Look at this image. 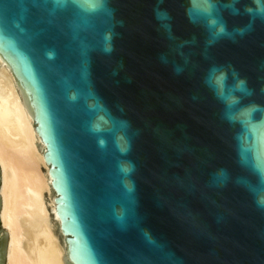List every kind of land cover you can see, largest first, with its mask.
I'll list each match as a JSON object with an SVG mask.
<instances>
[{
  "label": "water",
  "instance_id": "95a60500",
  "mask_svg": "<svg viewBox=\"0 0 264 264\" xmlns=\"http://www.w3.org/2000/svg\"><path fill=\"white\" fill-rule=\"evenodd\" d=\"M0 55L68 264H264V0H0Z\"/></svg>",
  "mask_w": 264,
  "mask_h": 264
},
{
  "label": "bare ground",
  "instance_id": "6f19581e",
  "mask_svg": "<svg viewBox=\"0 0 264 264\" xmlns=\"http://www.w3.org/2000/svg\"><path fill=\"white\" fill-rule=\"evenodd\" d=\"M46 147L29 98L0 55V225L6 264H68Z\"/></svg>",
  "mask_w": 264,
  "mask_h": 264
},
{
  "label": "rangeland",
  "instance_id": "374dc122",
  "mask_svg": "<svg viewBox=\"0 0 264 264\" xmlns=\"http://www.w3.org/2000/svg\"><path fill=\"white\" fill-rule=\"evenodd\" d=\"M0 207H1V204H0ZM0 226H1V225H0ZM0 241H4L3 263H2V264H6L7 236H6L5 233L3 232L2 227H1V231H0Z\"/></svg>",
  "mask_w": 264,
  "mask_h": 264
},
{
  "label": "snow or ice",
  "instance_id": "6c2138e0",
  "mask_svg": "<svg viewBox=\"0 0 264 264\" xmlns=\"http://www.w3.org/2000/svg\"><path fill=\"white\" fill-rule=\"evenodd\" d=\"M222 77L221 78H218V80H217V84H220V82L222 81Z\"/></svg>",
  "mask_w": 264,
  "mask_h": 264
},
{
  "label": "clouds",
  "instance_id": "9594fccd",
  "mask_svg": "<svg viewBox=\"0 0 264 264\" xmlns=\"http://www.w3.org/2000/svg\"><path fill=\"white\" fill-rule=\"evenodd\" d=\"M260 203H261L262 205H264V200L260 201Z\"/></svg>",
  "mask_w": 264,
  "mask_h": 264
}]
</instances>
